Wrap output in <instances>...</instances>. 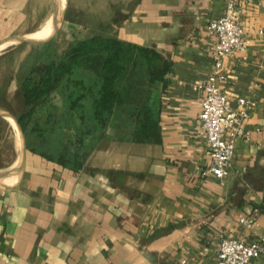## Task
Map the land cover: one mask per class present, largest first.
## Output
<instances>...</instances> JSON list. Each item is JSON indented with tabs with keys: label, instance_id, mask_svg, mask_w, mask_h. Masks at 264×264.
<instances>
[{
	"label": "crops",
	"instance_id": "1",
	"mask_svg": "<svg viewBox=\"0 0 264 264\" xmlns=\"http://www.w3.org/2000/svg\"><path fill=\"white\" fill-rule=\"evenodd\" d=\"M227 1H99L104 12L116 9V39L170 63L159 140L101 141L80 170L27 151L20 170V144L2 138L9 131L0 117V264H214L222 237H264V0L238 5L246 51L222 62L231 107L248 104L249 137L236 140L222 182L201 175L203 92L194 86L212 70L216 39L207 25ZM47 8L48 0H0V38L35 32ZM251 212L254 225L245 229L239 216ZM250 264H264V255Z\"/></svg>",
	"mask_w": 264,
	"mask_h": 264
},
{
	"label": "trees",
	"instance_id": "2",
	"mask_svg": "<svg viewBox=\"0 0 264 264\" xmlns=\"http://www.w3.org/2000/svg\"><path fill=\"white\" fill-rule=\"evenodd\" d=\"M47 49L48 44L19 80L22 108L16 121L25 132L38 109L64 89L62 143L57 157L49 160L80 170L101 141L158 142L160 95L170 70V63L158 52L99 35L71 44L57 62L45 55ZM120 117L130 122V128L117 139L108 138L106 132ZM32 131L44 134L39 126ZM85 143L87 151L80 155L76 149L69 156L70 148Z\"/></svg>",
	"mask_w": 264,
	"mask_h": 264
},
{
	"label": "rangeland",
	"instance_id": "3",
	"mask_svg": "<svg viewBox=\"0 0 264 264\" xmlns=\"http://www.w3.org/2000/svg\"><path fill=\"white\" fill-rule=\"evenodd\" d=\"M64 7L61 11L60 25L56 34L52 35L50 40L37 43H10L0 52V108L10 113L15 119L21 112L22 100L19 91V80L25 75L32 59L38 56L43 46L48 44V57L51 55L53 60L57 62L66 49L73 43L89 38L91 36L115 37L112 14L116 9L110 8L109 11H103L100 0H64ZM60 8V6H59ZM48 15H50L37 30L42 31L51 28L53 23L45 28L52 17V5L48 0ZM60 11V9H59ZM16 29L5 34L0 38L1 43H7L17 36H27L31 34H21ZM41 57V56H39ZM89 76L85 75V78ZM14 90V91H13ZM13 91L12 97L8 99V95ZM64 89H58L45 105L40 107L36 114L32 117L22 132L24 138L25 153L32 154L49 160L50 157H57L62 143V122L61 117L64 112L63 106ZM2 118V117H1ZM50 118V119H48ZM48 120V121H47ZM5 127H8V133H1L2 138L8 139L16 143V132L9 120L3 118ZM47 122V123H46ZM49 122V123H48ZM34 126H39L44 131L42 136L32 131ZM122 129H121V128ZM130 128V122L125 121L123 117L117 119L113 125V129L106 132L110 139H117L119 136L125 135L126 129ZM15 132V133H14ZM79 149L81 155L83 151L89 149L88 144L82 148H70L69 156L74 150ZM81 149V150H80ZM12 147L8 143L7 147L2 149L4 156L5 151H11ZM51 161V160H49Z\"/></svg>",
	"mask_w": 264,
	"mask_h": 264
},
{
	"label": "built area",
	"instance_id": "4",
	"mask_svg": "<svg viewBox=\"0 0 264 264\" xmlns=\"http://www.w3.org/2000/svg\"><path fill=\"white\" fill-rule=\"evenodd\" d=\"M242 3L245 1L228 0L222 15L207 25V31L216 39L211 55L212 70L204 83L194 86L195 90L203 92L198 121L206 143L208 163L201 175L220 182L230 173L236 140L249 137V132L244 128L249 117L247 102L238 99V108L233 109L223 91L226 81L223 60L234 52L246 51L244 30L238 22V5ZM255 215L256 212L240 215L238 222L243 228L250 229L254 225ZM262 255L263 236L251 242L222 237L214 264H250Z\"/></svg>",
	"mask_w": 264,
	"mask_h": 264
},
{
	"label": "water",
	"instance_id": "5",
	"mask_svg": "<svg viewBox=\"0 0 264 264\" xmlns=\"http://www.w3.org/2000/svg\"><path fill=\"white\" fill-rule=\"evenodd\" d=\"M50 2L52 5L53 29H52V32L50 33V35L48 37H46L44 39H32V38H29L28 36H17V37H14L11 41H8L7 43H1L0 45L10 44V43H37V42H45V41L50 40L52 35L56 34V32L58 31L59 25H60V18H61L58 0H50ZM0 117L4 118L6 120H9V119L12 120V122L16 126L17 131L19 133L20 148H19L17 160H18V164H19V167L21 170L23 157H24V153H25L24 138H23L22 130H21L20 126L18 125L16 119L10 113L0 109Z\"/></svg>",
	"mask_w": 264,
	"mask_h": 264
},
{
	"label": "bare ground",
	"instance_id": "6",
	"mask_svg": "<svg viewBox=\"0 0 264 264\" xmlns=\"http://www.w3.org/2000/svg\"><path fill=\"white\" fill-rule=\"evenodd\" d=\"M59 2V6H60V14H61V11L64 7V0H58ZM44 23V22H43ZM53 23V19L50 20V22H48V24H45V28L48 27L49 25H51ZM41 27V26H40ZM39 27V29H40ZM52 29H53V26L49 29H47L48 31L46 30H42V31H35L34 33H32L31 35H27L29 38H32V39H44L46 37H48L50 35V33L52 32ZM7 46V44H2L0 45V52L2 51V49H4L5 47ZM9 122L10 124L13 126V129L15 130V134H16V140H18L19 144H20V136H19V133L17 131V128L16 126L14 125V123L12 122V120L9 119ZM19 165V164H18Z\"/></svg>",
	"mask_w": 264,
	"mask_h": 264
}]
</instances>
